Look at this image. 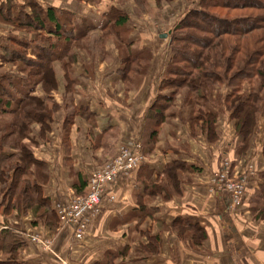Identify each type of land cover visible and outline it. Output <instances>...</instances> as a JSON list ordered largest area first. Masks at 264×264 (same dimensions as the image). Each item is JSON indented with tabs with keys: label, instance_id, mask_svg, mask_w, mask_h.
Wrapping results in <instances>:
<instances>
[{
	"label": "crops",
	"instance_id": "0c3cea01",
	"mask_svg": "<svg viewBox=\"0 0 264 264\" xmlns=\"http://www.w3.org/2000/svg\"><path fill=\"white\" fill-rule=\"evenodd\" d=\"M12 1L21 4L24 0ZM37 1L44 8L72 12L75 32L81 26L85 28V46L76 52L69 72L74 84L70 109L82 107L88 114L72 119L68 138L64 139V72L55 61L57 89L52 96L61 106V124L51 141H40L33 148L35 157L47 164L43 195L54 204L75 194L79 175L86 182L92 171L114 156L121 140H141L151 105L157 96H168L173 91L160 89L170 58L168 35L183 15L196 7L197 0H161L159 4L144 0L141 11H136L133 0ZM110 6L128 16L123 40L111 35L100 37L103 15ZM165 33L167 36L162 37ZM5 34L0 29V35ZM24 36L33 38L31 34ZM141 50L150 51L147 66L143 72L123 80L122 55ZM34 91L40 97L45 95L38 85ZM229 91L226 86L220 87L222 100ZM185 93L184 89L180 91L167 110L153 147L143 148L140 170L111 184L115 201L105 199L100 214L91 221L81 241L73 239L68 226L49 231L31 210L4 213V208H0V230L8 226L25 236L19 261L96 264L105 263L113 253L114 264H264V219H255L249 208L250 199L264 182V119L259 118L257 130L242 154L234 121L225 107L218 113L217 137L211 141L201 131V123L191 127V109L182 106ZM216 93V89L212 91L213 98ZM199 107L217 112L213 105ZM38 128L35 125V130ZM176 160L187 167L177 172L179 193L164 182L165 167ZM225 167L229 179L245 181V198L239 209L229 207V194L220 188L218 175ZM159 183L172 190L170 198L166 199L160 191L151 193L148 187ZM176 218L199 223L206 231V239L193 244L189 238L178 236L173 227ZM31 233L49 237L52 253L30 242L27 235ZM151 237H157L158 243L154 252L146 254L144 246Z\"/></svg>",
	"mask_w": 264,
	"mask_h": 264
},
{
	"label": "trees",
	"instance_id": "16d2710c",
	"mask_svg": "<svg viewBox=\"0 0 264 264\" xmlns=\"http://www.w3.org/2000/svg\"><path fill=\"white\" fill-rule=\"evenodd\" d=\"M133 1L136 11L144 10V0ZM155 1L159 4L161 0ZM73 17L72 12L64 9L44 8L37 0L0 3V27L6 28V34L0 37V208H4V213L31 210L51 232L62 225L54 204L43 195L47 164L35 157L33 148L40 141H51L61 124V106L52 96L57 89L55 61L64 72V139L68 138L72 119L88 114L82 107L70 109L74 84L69 72L76 61V52L84 47L85 37V31L75 32ZM127 20L126 13L110 6L103 15L100 37L111 35L123 40ZM167 46L170 58L160 89L173 91L168 96H157L151 105L140 140L143 148L153 147L167 110L184 89L182 106L191 109V127L201 123V131L209 140H215L216 119L224 106L234 121L239 153L243 154L257 130L259 118L264 119V0H198L196 7L173 27ZM149 56V50L122 55L123 80L143 72ZM5 64L16 69L14 74ZM37 85L44 92L43 97L35 94ZM221 86L230 89L223 100ZM200 103H210L217 112L206 111L199 107ZM35 125H39L38 130ZM140 168L141 165L134 172ZM182 169L187 167L178 160L164 169V182L171 184L177 193L180 191L177 172ZM87 182L79 175L75 195L86 192ZM148 188L151 193L163 192L166 199L171 197L172 190L162 183ZM249 208L255 219H264V182L250 199ZM173 227L178 236L189 238L193 244H201L207 237L197 222L176 218ZM157 243L158 238L151 237L144 246L146 254ZM24 244L23 233L8 226L2 228L0 264H23L19 261V250ZM114 259L115 255L110 253L105 263L96 264H114Z\"/></svg>",
	"mask_w": 264,
	"mask_h": 264
},
{
	"label": "built area",
	"instance_id": "2783aa9c",
	"mask_svg": "<svg viewBox=\"0 0 264 264\" xmlns=\"http://www.w3.org/2000/svg\"><path fill=\"white\" fill-rule=\"evenodd\" d=\"M144 161L143 146L139 140H121L117 152L88 177L86 192L82 195L72 193L66 200H58L54 208L62 226L73 231V239L81 241L91 221L100 214L104 201L114 202L116 197L110 192L111 184L119 177H129ZM220 188L230 197L231 209L243 205L246 185L243 179H229L225 167L218 175ZM27 239L40 246L44 252L52 253V241L42 233H31Z\"/></svg>",
	"mask_w": 264,
	"mask_h": 264
},
{
	"label": "rangeland",
	"instance_id": "374dc122",
	"mask_svg": "<svg viewBox=\"0 0 264 264\" xmlns=\"http://www.w3.org/2000/svg\"><path fill=\"white\" fill-rule=\"evenodd\" d=\"M188 1H191V0H188ZM198 1V0H197ZM167 2V1H166ZM171 1H169V3H170ZM197 5V3L194 5V6H196ZM75 24V23H74ZM76 26V25H75ZM0 29H3L4 31H5V29L6 28H2V27H0ZM80 30L78 31V32H82V31H85V28H84V26H81L80 28H79ZM16 33V32H15ZM19 33V32H18ZM0 37H2V35H0ZM84 46H85V42H84ZM5 67L8 69V70H10V71H12L13 72V74H14V70L16 71V69L14 68V67H11V66H9V65H6L5 64ZM199 105H201V106H203V107H205V108H207V107H210V103H200ZM172 110H174V109H172ZM186 112H188V110H186ZM118 148V147H117Z\"/></svg>",
	"mask_w": 264,
	"mask_h": 264
},
{
	"label": "water",
	"instance_id": "95a60500",
	"mask_svg": "<svg viewBox=\"0 0 264 264\" xmlns=\"http://www.w3.org/2000/svg\"><path fill=\"white\" fill-rule=\"evenodd\" d=\"M167 36V33H165V34H162V37H166Z\"/></svg>",
	"mask_w": 264,
	"mask_h": 264
}]
</instances>
